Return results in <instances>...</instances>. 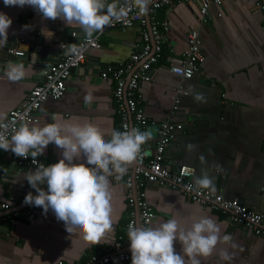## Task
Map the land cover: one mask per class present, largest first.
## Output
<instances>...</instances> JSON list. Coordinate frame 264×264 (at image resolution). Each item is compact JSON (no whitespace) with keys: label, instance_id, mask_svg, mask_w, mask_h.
<instances>
[{"label":"crops","instance_id":"0c3cea01","mask_svg":"<svg viewBox=\"0 0 264 264\" xmlns=\"http://www.w3.org/2000/svg\"><path fill=\"white\" fill-rule=\"evenodd\" d=\"M260 4L264 6V0H224L221 6H211L214 20L206 24L201 22L199 5L195 2L179 0L170 8L157 10L155 16L167 21L169 26L164 33L163 58L150 71V78L141 82L138 91L150 119H172L184 125L174 132L166 149L165 166L174 171L183 165L195 168L194 183L207 171L214 178L215 191L264 214V8ZM0 11L13 20L7 39L13 47H24L25 40H43L46 55H49L61 49L65 37L69 43L75 42L74 32L77 40L84 37L80 29L68 27L60 19H43L31 6L5 7L4 0H0ZM195 27L200 28L203 38V62L191 79L181 80L170 67L181 63L188 48V34ZM49 32L53 33L51 38L44 35ZM101 43V48L89 50L84 64L72 73L65 95L57 100L49 98L40 109L39 122L32 124L43 126L52 123L55 117L59 123L90 122L106 133L113 129L120 131L115 82L102 74L142 49V27L110 29L102 35ZM62 54L63 51L60 56ZM57 59L54 56L51 64ZM10 61L23 64L29 74L21 81H10L5 74ZM48 66L32 62L26 56L5 55L0 46V114L3 119L12 109L21 106L29 91L43 81ZM181 85L188 93L182 94L180 108L172 116L174 96ZM86 94L94 97L90 106L84 102ZM197 94L204 100L196 101ZM149 130L152 138L144 147L150 158L158 129L149 125L146 131ZM110 138V135L105 136L106 140ZM189 144L194 146L191 151ZM201 155L205 157L203 163ZM62 156L61 148L49 144L38 158L51 165ZM85 161L86 158H81L75 162ZM133 165H128V169ZM25 173L9 155L0 156V204L12 199L18 203L16 208L13 206L0 213V264L59 261L80 264L124 234L128 222L127 188L124 183L114 184L113 176L109 177L113 228L100 243L94 244L82 235L69 233L65 223L58 221L51 209L45 215L42 207L24 203L23 198L29 192H36L25 179ZM40 187L46 190V184ZM148 200L157 214L152 224L175 218L182 228H189L194 221L211 217L220 235L231 237L228 242L218 243L210 256L200 257L201 264H264V237L231 223L222 211L193 202L180 190L157 185L149 187ZM14 209L33 211L35 217L23 216L15 224L3 220L4 215ZM174 249L182 254L178 240L174 241ZM225 251L232 257L230 261L223 259ZM185 260L186 264H191L189 258Z\"/></svg>","mask_w":264,"mask_h":264},{"label":"clouds","instance_id":"9594fccd","mask_svg":"<svg viewBox=\"0 0 264 264\" xmlns=\"http://www.w3.org/2000/svg\"><path fill=\"white\" fill-rule=\"evenodd\" d=\"M150 2L134 0L141 15L148 13ZM4 5L31 6L43 19H60L66 26L80 29L86 40L103 32L106 26L124 20L129 12L119 0L112 3L107 0H4ZM12 23V18L0 11V46L7 43ZM44 35L51 38L53 33ZM61 47L65 54L72 55L79 53L84 45L71 43ZM5 74L10 81L18 82L29 74V69L10 61ZM194 99L201 102L204 97L197 94ZM93 100L90 94L84 97L88 106ZM3 118L0 114V120ZM124 127V131L113 129L106 133L90 122L59 123L54 117L52 123L43 126L22 123L10 139L0 134V149L10 150L25 159L31 156L35 163L49 144L61 148L63 156L59 162L48 166L39 163L34 171L24 174L37 193L29 192L24 203L42 207L45 215L51 209L57 220L65 223L69 233L82 235L87 241L98 244L113 228L109 177L122 180L128 165L141 154V146L152 138L150 130ZM106 135L111 138L106 140ZM187 147L191 151L194 146L189 144ZM148 154L143 153L145 156ZM81 158H86V161L75 162ZM200 160L205 162V157L201 155ZM45 183L47 190L40 187ZM195 185L215 191L214 178L207 171L196 178ZM149 224V227L128 225L132 264H186L185 257L191 264H201L200 257L210 256L218 243L231 239L228 235H220V229L211 217L200 218L189 228H182L175 218L155 224L149 221ZM177 240L182 245V254L174 249V241ZM222 256L225 261L232 259L227 251Z\"/></svg>","mask_w":264,"mask_h":264},{"label":"built area","instance_id":"2783aa9c","mask_svg":"<svg viewBox=\"0 0 264 264\" xmlns=\"http://www.w3.org/2000/svg\"><path fill=\"white\" fill-rule=\"evenodd\" d=\"M179 0H151L148 5L149 11L146 15L139 13L134 0H120V3L129 9L128 16L121 21L114 22L111 26H106L103 32L95 33L91 40L85 37L78 38L74 32L73 36L78 46L84 48L77 54L63 56L57 62L51 64L44 71L43 81L33 87L23 104L12 109L5 119L0 120V134L8 139L14 134L22 123H38L39 112L42 105L49 99H60L67 91V82L73 70L80 68L87 59V55L92 48H101V37L110 29H126L136 25L142 27L143 47L134 52L128 61L117 67L109 68L103 72L105 79L112 78L115 82L114 96L116 98L120 113V131L125 130V125L130 129L136 127L141 131H146L149 125L158 129V139L154 147L152 157L143 155L147 152L144 144L141 146V154L134 160L132 168L127 169V173L122 180L117 181L112 177L114 184L124 183L127 188L126 198L128 204V222L125 225L124 234H120L111 244L103 246L95 254L90 256L86 262L80 264H132L130 240L127 236L129 224L135 226L149 227V221L153 222L157 214L148 200V189L152 185L180 190L193 202H197L204 207L219 210L228 216L231 223L242 226L252 231L256 236L264 237V214L255 212L245 207L238 199H228L217 191L211 189L198 188L193 182L195 168L183 165L174 171L165 166L163 159L168 145L170 144L174 132L180 130L184 125L174 122L172 119L158 121L150 119L142 106V97L139 93V86L143 80L150 78V71L154 65L163 58L165 47V31L169 29L168 22L162 21L155 16L157 10L170 8ZM184 2H195L199 5L200 20L202 23H210L214 20L211 13V6H221L224 0H182ZM261 5V4H260ZM263 8L264 6L261 5ZM219 16L222 13L218 14ZM71 44V43H69ZM68 45V44H63ZM25 51L20 47H10L8 56H25ZM203 62V38L200 28H192L188 34V48L181 63L171 65L170 69L181 80L191 79L200 70ZM184 86H180L174 96V104L171 115L174 116L181 103L182 94H187ZM9 155L17 165L25 169L26 172L34 171L39 163L48 166L47 163L29 156L27 159L18 157L10 150L0 149V156ZM131 163V164H132ZM46 184V183H45ZM47 190V184H46ZM35 192L33 195H36ZM26 197V196H25ZM23 198V201L25 199ZM18 205L15 199L0 204V213L5 210L16 208ZM23 216L35 217L33 211L17 210L11 214H6L3 220L15 224ZM53 264V263H48ZM54 264H66L59 261Z\"/></svg>","mask_w":264,"mask_h":264},{"label":"water","instance_id":"95a60500","mask_svg":"<svg viewBox=\"0 0 264 264\" xmlns=\"http://www.w3.org/2000/svg\"><path fill=\"white\" fill-rule=\"evenodd\" d=\"M83 37V36H82ZM81 38V37H80ZM24 43H27V45L24 44V47L21 46L20 48L22 50H24L25 56L32 62H36L39 64H44V66H50L53 60L54 56H57L58 59L55 60V62H57L59 59H61L63 56H67V54H65L64 49L61 47V49H57L59 52H57V50H53L52 52L49 53V55H46V48L47 46H44L43 40L42 41H37V40H28V41H23ZM64 42L66 44H69L68 38H64ZM11 46L10 43H6L3 46H1V48H3V52L7 53L8 49ZM63 51V54L60 56V52ZM57 54V55H56ZM48 66V67H49ZM78 68L74 69V71H76Z\"/></svg>","mask_w":264,"mask_h":264}]
</instances>
